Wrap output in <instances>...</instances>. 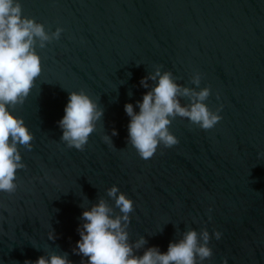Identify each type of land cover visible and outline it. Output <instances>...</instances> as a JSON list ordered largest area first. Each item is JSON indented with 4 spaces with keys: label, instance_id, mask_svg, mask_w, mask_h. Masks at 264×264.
<instances>
[{
    "label": "water",
    "instance_id": "water-1",
    "mask_svg": "<svg viewBox=\"0 0 264 264\" xmlns=\"http://www.w3.org/2000/svg\"><path fill=\"white\" fill-rule=\"evenodd\" d=\"M19 2L49 35L62 31L36 47L41 72L11 110L33 138L31 150L18 145L24 167L16 190L0 192V264L49 253L81 264L72 253L80 205L103 198L112 206L106 189L113 185L132 201L129 243L143 237L144 247L164 252L185 231L203 228L211 255L202 264H264V0ZM157 67L182 87H207L203 103L219 108L221 119L201 130L173 117L168 130L177 144L141 159L126 144L123 105L137 111L146 91L139 80ZM71 91H84L103 110L80 151L60 142L56 126Z\"/></svg>",
    "mask_w": 264,
    "mask_h": 264
},
{
    "label": "clouds",
    "instance_id": "clouds-1",
    "mask_svg": "<svg viewBox=\"0 0 264 264\" xmlns=\"http://www.w3.org/2000/svg\"><path fill=\"white\" fill-rule=\"evenodd\" d=\"M62 29L57 27L49 35L44 26L22 15L19 0H0V192L11 194L16 190L15 173L22 169L18 145L31 150L32 134L22 119L12 114L15 105L22 104L33 86L34 78L41 72L40 57L36 47L43 48L50 40L59 37ZM39 42V43H37ZM199 74L192 78L199 85ZM149 81L154 83L150 86ZM139 85L146 89L140 100L125 103L123 111L128 117L126 144L130 145L139 158H151L158 146L170 148L177 139L169 132L171 118L180 117L201 130L211 129L221 117L211 112L203 103L209 96L207 87L199 91L177 84L168 71L157 67L152 73L140 78ZM131 95V93H129ZM188 97L187 105H181L179 98ZM98 107L84 91L68 92L62 117L56 121L60 130V142L66 148L80 151L89 135L102 117ZM117 133L111 130V136ZM109 143V136L102 137ZM259 153L257 154L259 158ZM106 196L112 200L109 206L103 198L83 209L76 228L79 239L72 253L81 257V264H202L210 257L207 246L209 233L201 229L199 233L189 229L179 239L170 241L164 252L156 246L144 247L146 241L139 237L128 242L126 231L132 201L113 185L106 189ZM116 209L117 212H114ZM221 233L212 232V238L220 239ZM51 231L47 239L53 240ZM143 249L140 255L135 250ZM24 264H71L66 253H49L38 256ZM221 264H226L221 260Z\"/></svg>",
    "mask_w": 264,
    "mask_h": 264
}]
</instances>
